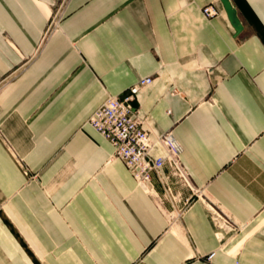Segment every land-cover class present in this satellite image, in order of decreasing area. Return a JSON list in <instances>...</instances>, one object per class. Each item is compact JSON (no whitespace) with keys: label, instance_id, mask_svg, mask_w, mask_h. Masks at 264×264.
I'll return each mask as SVG.
<instances>
[{"label":"crops","instance_id":"crops-1","mask_svg":"<svg viewBox=\"0 0 264 264\" xmlns=\"http://www.w3.org/2000/svg\"><path fill=\"white\" fill-rule=\"evenodd\" d=\"M230 1L0 0V264H264V0ZM148 77L168 194L87 124Z\"/></svg>","mask_w":264,"mask_h":264},{"label":"built area","instance_id":"built-area-1","mask_svg":"<svg viewBox=\"0 0 264 264\" xmlns=\"http://www.w3.org/2000/svg\"><path fill=\"white\" fill-rule=\"evenodd\" d=\"M203 14L212 19L219 11L211 4L203 8ZM153 81V77L143 78L123 97L107 98L87 124L113 146V158L125 165L139 187L146 192L153 191V177L157 175L168 194L171 192L169 177L161 178L165 168L170 169L174 177L187 178L181 160L183 148L172 131L154 135L147 130L140 109L134 105L140 91ZM156 147L164 154L155 156L153 150ZM214 256L215 253L210 254L207 260L211 261Z\"/></svg>","mask_w":264,"mask_h":264},{"label":"water","instance_id":"water-1","mask_svg":"<svg viewBox=\"0 0 264 264\" xmlns=\"http://www.w3.org/2000/svg\"><path fill=\"white\" fill-rule=\"evenodd\" d=\"M221 2L224 5V8L228 14V17H229L233 27L235 28V30L237 32H240L241 24H240V21L238 19L237 12H236L235 8L233 7L231 1L230 0H221Z\"/></svg>","mask_w":264,"mask_h":264},{"label":"rangeland","instance_id":"rangeland-1","mask_svg":"<svg viewBox=\"0 0 264 264\" xmlns=\"http://www.w3.org/2000/svg\"><path fill=\"white\" fill-rule=\"evenodd\" d=\"M53 28V27H52ZM51 31H53V30H50L49 32H51Z\"/></svg>","mask_w":264,"mask_h":264}]
</instances>
